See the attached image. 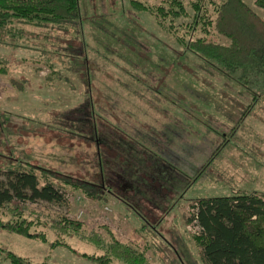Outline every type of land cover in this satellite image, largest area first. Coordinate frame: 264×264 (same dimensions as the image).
Instances as JSON below:
<instances>
[{"label": "rangeland", "instance_id": "obj_1", "mask_svg": "<svg viewBox=\"0 0 264 264\" xmlns=\"http://www.w3.org/2000/svg\"><path fill=\"white\" fill-rule=\"evenodd\" d=\"M220 1L178 0L181 10L174 0H79L74 23L12 20L0 37V166L32 168L40 185L63 188V201L0 208L1 223H26L35 235L0 229L1 248L29 264H98L87 256L108 258L113 236L150 264H203L184 221L190 205L233 193L264 198V99L251 102V88L209 74L188 50L199 39L227 43L213 29ZM243 1L264 20L255 0ZM69 41L78 50L84 43L92 66L101 99L91 112L107 124L97 121L96 133L71 114L85 101L87 79L81 62L61 54ZM141 128L145 147H123ZM141 150L157 163L135 171L123 154ZM88 181L98 195L80 188Z\"/></svg>", "mask_w": 264, "mask_h": 264}, {"label": "trees", "instance_id": "obj_2", "mask_svg": "<svg viewBox=\"0 0 264 264\" xmlns=\"http://www.w3.org/2000/svg\"><path fill=\"white\" fill-rule=\"evenodd\" d=\"M174 1L182 10L181 3ZM255 4L264 10V0H255ZM176 12L174 16H178ZM215 13L213 29L227 43L199 39L189 44L188 50L205 61L209 74L233 81L242 88H251L253 93L248 94L251 102L264 99V20L243 0H221L215 7ZM81 19L79 0H0V37L12 20L41 26L44 23H74ZM73 42H67L61 54L71 61L81 62L79 68L83 70V76L80 79L85 78L87 82L84 83L85 101L71 114H79L75 120L77 126L96 133L97 121L103 124V117L99 112L94 113L95 108L92 112L91 109L93 105L97 107L95 104L101 97L96 94L94 98L91 89L92 66L84 43L78 50ZM119 131L124 130L115 128L116 133ZM131 176L134 178L135 174ZM80 188L88 196L99 194L95 192L96 184L93 181L86 182ZM61 189L47 179L40 185V179L32 168L0 166V208L39 201L60 204L63 201ZM101 190L104 192L103 188ZM184 221L191 228L203 264H264V198L258 194L233 193L199 198L190 205ZM0 229L24 238H35L28 224L24 225L23 222H0ZM135 233L137 237L141 235L138 229ZM111 239V244L105 248L108 258L98 262L94 257L87 256V259L98 264H110L112 260L122 264H150L143 253L121 244L113 236ZM3 259L10 264H29L22 257L0 247V260Z\"/></svg>", "mask_w": 264, "mask_h": 264}, {"label": "crops", "instance_id": "obj_3", "mask_svg": "<svg viewBox=\"0 0 264 264\" xmlns=\"http://www.w3.org/2000/svg\"><path fill=\"white\" fill-rule=\"evenodd\" d=\"M139 122H141V121H139ZM145 125V124H144ZM125 131H127V130H125ZM129 132H131V133H133V134H136V136H135V138H133L132 137V140L131 141H127V140H125V138H124V140H123V144H122V146L123 147H127L126 149H128V147H131V148H134V149H140L139 148V146H143L141 143H143L144 142V138H145V133H144V130H143V128H141L140 129V131H138V130H131V131H129ZM155 134V133H154ZM161 136H154V139H155V141H158V143H160L159 145L162 147V149L164 148V142L165 141H163L162 140V138H160ZM173 137V136H172ZM178 137L176 136V144L174 143V145H177V147H179V143H178ZM171 141V140H170ZM186 144L185 145H183L184 147H186V151L184 152L185 153V157L182 159V162H183V167H185V168H187V167H189L188 165L190 164V162H191V159H190V155H189V152L192 150H189L190 149V147H189V141H188V139H186ZM171 143V142H170ZM146 145H150V144H148L147 142L145 143ZM126 145V146H125ZM173 145V144H172ZM153 148L155 147H157L156 145H151ZM182 146V147H183ZM143 147H145V146H143ZM166 148V147H165ZM176 150H178V149H176ZM123 156H124V158H127V157H129V159L128 160H130L132 163H133V165H132V168H134V169H136L137 171H138V169H140V168H144L145 167V163L146 164H148V163H150V164H152V161H153V163L155 164V163H157V161L154 159L155 158V156H154V153L152 152V155L150 156V154L147 152V151H145V150H141V153H130V154H128L127 156L125 155V153L123 154ZM149 157H152V158H149ZM171 157V156H170ZM151 159H154V160H151ZM146 161H149V162H146ZM159 163V162H158ZM175 164H179V160H177L176 162H174ZM192 163V162H191ZM135 167H137V168H135ZM158 169V168H157ZM172 171H173V169H172ZM174 173H175V171H173ZM155 174V173H154ZM170 174L172 175L173 173H171L170 172ZM176 174V173H175ZM175 176V175H174ZM172 177V176H171ZM176 177V176H175ZM139 239V238H138Z\"/></svg>", "mask_w": 264, "mask_h": 264}]
</instances>
